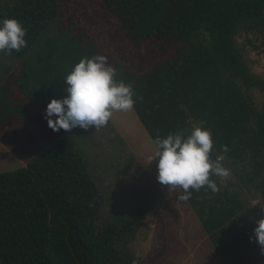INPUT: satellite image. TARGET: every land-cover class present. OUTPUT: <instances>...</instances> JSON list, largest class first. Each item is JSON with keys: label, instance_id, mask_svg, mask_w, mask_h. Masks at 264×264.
<instances>
[{"label": "trees", "instance_id": "1", "mask_svg": "<svg viewBox=\"0 0 264 264\" xmlns=\"http://www.w3.org/2000/svg\"><path fill=\"white\" fill-rule=\"evenodd\" d=\"M67 1L2 4L0 21L16 19L27 30L26 47L3 53L26 55ZM101 7L120 23L132 49L151 40L172 48L139 75L115 63L116 79L132 85L133 111L152 143L170 133L188 135L194 126L212 133L210 158L224 156L233 180L211 175L219 191L189 189L187 202L222 264L240 263L253 246L242 195H264V99L256 109L249 95L258 90L264 97V79L247 67L236 37L264 38V0H101ZM43 49L49 63L43 70L36 65L35 74L43 72L52 82L32 81L26 62L17 87L11 88L7 78L0 81V134L23 123L42 139L46 122L16 103V92L22 90L34 107L45 109L51 99L65 95L58 88L75 65L60 63L69 54L76 64L99 55L94 40L83 34L78 39L66 29L34 53L41 56ZM102 206L101 190L68 136L50 143L25 167L0 173V264H133L122 246L139 227L141 212L98 230Z\"/></svg>", "mask_w": 264, "mask_h": 264}, {"label": "rangeland", "instance_id": "2", "mask_svg": "<svg viewBox=\"0 0 264 264\" xmlns=\"http://www.w3.org/2000/svg\"><path fill=\"white\" fill-rule=\"evenodd\" d=\"M6 3H12V0H0V6ZM65 29L78 39L83 34L85 38L94 40L98 54L106 56L107 63L113 68L115 63H120L136 75L172 51L170 46L157 40L134 50L116 18L104 14L101 0H68L49 30L40 36L26 55L15 58L0 52V81L7 78L11 88L17 87L21 65L26 62L33 74L32 81L43 82L46 79L50 82L52 77L44 78L43 72L39 76L35 74L37 66L42 70L47 67L50 55L43 49L39 56L34 50L39 49L45 39L55 37ZM236 44L247 67L264 79V38L242 34L236 37ZM71 62L76 64L69 54L60 65ZM4 71H7L6 75ZM65 77L62 78L63 84ZM62 81L58 91L66 87ZM249 95L255 108L259 109L264 99L262 93L251 90ZM15 101L31 108L47 125L45 109L34 107L22 90L16 92ZM47 129L49 133L45 132L44 137L38 139L23 123L6 128L0 134V173L25 167L50 143L68 136L87 164L93 182L101 190L103 206L96 228L100 230L115 221L117 224L119 217L141 212L139 227L122 246L133 264H222L188 202L179 200L178 197L183 195L180 189L173 192L157 181V161L153 159L148 163L155 154V145L133 109L113 111L108 123L99 128L90 126L85 131L77 127L66 132L53 131L47 125ZM224 179L233 180L231 174ZM242 200L248 211L245 217L253 224V246L245 251L238 264H264V250L254 234L257 221L264 219V195L244 191Z\"/></svg>", "mask_w": 264, "mask_h": 264}, {"label": "clouds", "instance_id": "3", "mask_svg": "<svg viewBox=\"0 0 264 264\" xmlns=\"http://www.w3.org/2000/svg\"><path fill=\"white\" fill-rule=\"evenodd\" d=\"M26 32L16 19L0 21V52L10 54L26 47ZM64 85L65 95L51 99L44 110V118L53 131L70 132L77 127L86 131L90 126H105L113 111L132 110L136 102L132 85L117 81L116 71L104 55L82 58L66 75ZM153 143L156 150L148 163L157 161L156 179L161 185L173 192L183 190L184 194L178 197L181 201L190 199L189 189L199 191L206 186L213 193L218 192L210 176L230 175L222 164L224 156H217L215 161L210 158L212 133L202 125L194 126L188 135L180 132L164 139L156 137ZM222 150L226 152V146ZM254 234L264 250V219L257 221Z\"/></svg>", "mask_w": 264, "mask_h": 264}, {"label": "crops", "instance_id": "4", "mask_svg": "<svg viewBox=\"0 0 264 264\" xmlns=\"http://www.w3.org/2000/svg\"><path fill=\"white\" fill-rule=\"evenodd\" d=\"M46 132H48V129L46 130ZM49 133V132H48Z\"/></svg>", "mask_w": 264, "mask_h": 264}]
</instances>
